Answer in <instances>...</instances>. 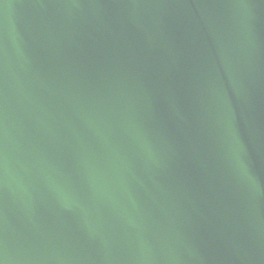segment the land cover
I'll use <instances>...</instances> for the list:
<instances>
[{"label": "water", "instance_id": "water-1", "mask_svg": "<svg viewBox=\"0 0 264 264\" xmlns=\"http://www.w3.org/2000/svg\"><path fill=\"white\" fill-rule=\"evenodd\" d=\"M0 264H264V0H0Z\"/></svg>", "mask_w": 264, "mask_h": 264}]
</instances>
